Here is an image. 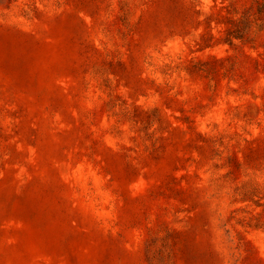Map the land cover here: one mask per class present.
Listing matches in <instances>:
<instances>
[{"label":"rangeland","instance_id":"1","mask_svg":"<svg viewBox=\"0 0 264 264\" xmlns=\"http://www.w3.org/2000/svg\"><path fill=\"white\" fill-rule=\"evenodd\" d=\"M219 6L0 0V264H264V29Z\"/></svg>","mask_w":264,"mask_h":264},{"label":"trees","instance_id":"2","mask_svg":"<svg viewBox=\"0 0 264 264\" xmlns=\"http://www.w3.org/2000/svg\"><path fill=\"white\" fill-rule=\"evenodd\" d=\"M217 0H213L216 2ZM234 0H220L218 9L225 12L220 15V23L225 25V36L221 39L223 43L233 44V40L246 42L253 31L260 32L264 29V0H252L250 7L245 9L239 16L234 17ZM212 38V37H211Z\"/></svg>","mask_w":264,"mask_h":264}]
</instances>
